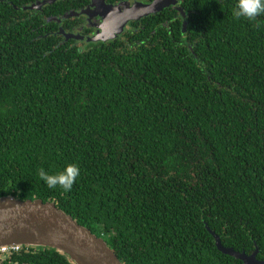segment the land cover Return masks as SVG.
Segmentation results:
<instances>
[{"label": "trees", "instance_id": "trees-1", "mask_svg": "<svg viewBox=\"0 0 264 264\" xmlns=\"http://www.w3.org/2000/svg\"><path fill=\"white\" fill-rule=\"evenodd\" d=\"M39 2L0 0V198L54 203L122 264H244L211 232L264 261V15L181 0L185 20L80 44L56 21L75 1ZM69 163L70 192L40 179ZM0 264L75 263L23 247Z\"/></svg>", "mask_w": 264, "mask_h": 264}, {"label": "water", "instance_id": "water-1", "mask_svg": "<svg viewBox=\"0 0 264 264\" xmlns=\"http://www.w3.org/2000/svg\"><path fill=\"white\" fill-rule=\"evenodd\" d=\"M56 1L58 0H46L29 9H40L42 5ZM93 1L96 8L103 10L104 18L103 24L91 39L94 43L114 40L125 31L128 23L158 14L170 7L176 8L184 20L186 18L180 7L181 0H153L150 3H135L133 6L125 4L122 7L107 5L104 0ZM186 26L187 22L184 21V30ZM211 234L215 238L218 250L223 254L241 260L244 264H264V261L257 259L258 250L246 255L225 248L220 237L213 232ZM4 246L56 249L67 255L75 264H122L102 238L79 225L54 203H45L40 199L20 200L12 196L0 198V248ZM7 257L4 256L2 259Z\"/></svg>", "mask_w": 264, "mask_h": 264}, {"label": "flooded vegetation", "instance_id": "flooded-vegetation-1", "mask_svg": "<svg viewBox=\"0 0 264 264\" xmlns=\"http://www.w3.org/2000/svg\"><path fill=\"white\" fill-rule=\"evenodd\" d=\"M44 1L46 0H42V2ZM59 1L61 0H58L56 2H59ZM73 1H75V3L78 6L73 7V10H69L68 19H66V21H64L61 17L59 19H56L57 23L60 26L58 28L61 34L60 37L61 39L64 37L67 38V36L64 35L66 33V35L70 36L67 39L68 42L75 41L80 44L94 43V41H92L91 39L94 37L99 27L103 24V21H104L103 14H102L103 10L100 8L99 10L98 7L96 8V6L93 5L94 4L93 0H73ZM104 1L107 5L122 7V5H125V4H128L129 6H133L135 3H150L153 0H104ZM56 2L52 4H55ZM46 5H42V7H45ZM154 15H150V16H154ZM148 17H145V18H148ZM145 18H142L141 20L135 21V22H141ZM133 23H134L133 21L128 23V25L125 28V31L121 35H118L114 40L98 41L97 43H94V44H99L103 42L104 43L114 42L118 39L123 40V35L128 31V29H130ZM64 28H66V31L64 30ZM60 37L58 36V39H60ZM87 40H90V41H87Z\"/></svg>", "mask_w": 264, "mask_h": 264}, {"label": "clouds", "instance_id": "clouds-1", "mask_svg": "<svg viewBox=\"0 0 264 264\" xmlns=\"http://www.w3.org/2000/svg\"><path fill=\"white\" fill-rule=\"evenodd\" d=\"M232 14L236 19L243 17L254 21L258 16L264 15V0H237ZM38 174L48 188L59 187L63 192H70L80 176V168L76 163H69L63 170L54 174H50L44 168H40Z\"/></svg>", "mask_w": 264, "mask_h": 264}, {"label": "built area", "instance_id": "built-area-1", "mask_svg": "<svg viewBox=\"0 0 264 264\" xmlns=\"http://www.w3.org/2000/svg\"><path fill=\"white\" fill-rule=\"evenodd\" d=\"M22 249L20 246H4L0 248V257L9 256L13 252H18Z\"/></svg>", "mask_w": 264, "mask_h": 264}]
</instances>
